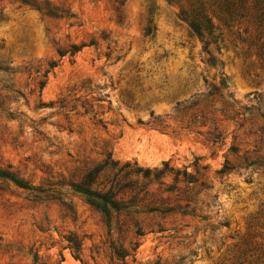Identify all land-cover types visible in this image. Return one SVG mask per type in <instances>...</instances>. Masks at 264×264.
<instances>
[{"label": "rangeland", "instance_id": "374dc122", "mask_svg": "<svg viewBox=\"0 0 264 264\" xmlns=\"http://www.w3.org/2000/svg\"><path fill=\"white\" fill-rule=\"evenodd\" d=\"M0 169V264H264V0H0Z\"/></svg>", "mask_w": 264, "mask_h": 264}, {"label": "trees", "instance_id": "16d2710c", "mask_svg": "<svg viewBox=\"0 0 264 264\" xmlns=\"http://www.w3.org/2000/svg\"><path fill=\"white\" fill-rule=\"evenodd\" d=\"M240 1H242V0H240ZM191 28L193 29L194 32H196V34L198 36H202L204 30H206L209 34H211L213 32V25L211 24V20L209 18L203 19V22L202 21L192 22ZM84 45L85 44L72 45V53H75ZM51 66H55V62H52ZM0 176L9 177L11 180H13L20 187L30 188L29 183H27L23 179L17 177L15 174H13L10 171L0 169ZM79 189H80V191H82L83 193H85L87 195L97 196L99 198H102L105 201L108 200L106 195H102L100 193H97L88 187H82V186L80 187L79 186ZM103 210L108 213V211L105 207H103ZM69 242H73V245H71L70 247L77 252L74 255V257L79 258V251H80V246H81V242H80L79 238L75 236L74 239H69Z\"/></svg>", "mask_w": 264, "mask_h": 264}]
</instances>
